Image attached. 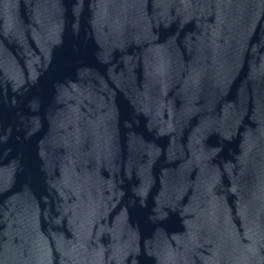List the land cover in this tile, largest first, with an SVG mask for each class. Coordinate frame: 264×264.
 I'll return each mask as SVG.
<instances>
[{
    "label": "water",
    "instance_id": "water-1",
    "mask_svg": "<svg viewBox=\"0 0 264 264\" xmlns=\"http://www.w3.org/2000/svg\"><path fill=\"white\" fill-rule=\"evenodd\" d=\"M0 264H264V0H0Z\"/></svg>",
    "mask_w": 264,
    "mask_h": 264
}]
</instances>
